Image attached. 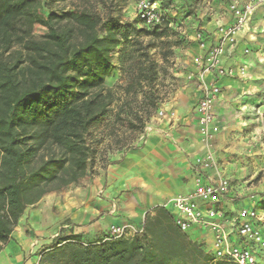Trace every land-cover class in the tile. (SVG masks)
<instances>
[{"label": "trees", "instance_id": "trees-1", "mask_svg": "<svg viewBox=\"0 0 264 264\" xmlns=\"http://www.w3.org/2000/svg\"><path fill=\"white\" fill-rule=\"evenodd\" d=\"M45 4L0 0V251L28 206L112 163L86 135L112 103L105 79L112 51L130 27L87 11L43 15ZM34 24L46 33L34 36ZM136 70L127 92L142 82L153 86L152 62L137 63ZM156 102L134 112L131 130L135 122L142 131ZM190 259L211 261L168 210L156 207L145 214L140 232L117 239L83 244L79 235L58 236L38 264H196Z\"/></svg>", "mask_w": 264, "mask_h": 264}, {"label": "crops", "instance_id": "crops-1", "mask_svg": "<svg viewBox=\"0 0 264 264\" xmlns=\"http://www.w3.org/2000/svg\"><path fill=\"white\" fill-rule=\"evenodd\" d=\"M222 11L227 17L218 22L226 25L231 15L225 8ZM251 26L248 31L236 33L235 47L227 41L223 44L220 65L231 74H209L207 80L219 88L213 105L219 126L214 140L218 145L215 154L219 171L232 185L226 209L255 204L258 214L264 217V193L248 191L240 186L239 179L227 176L230 151L220 147L227 139L230 121L241 119L239 109L247 99L246 93L255 89L254 82L249 80L250 76L261 75L255 67L264 69V8ZM251 30L259 32L254 34ZM253 48L256 52L244 54V49ZM244 62L248 66L241 75ZM198 100L190 108L181 102L169 105L165 114L148 124L139 147L114 153L112 163L99 169L96 176L61 192L49 193L28 206L0 251V264H36L58 236L79 235L81 243L92 244L103 240L112 226L139 230L147 212L192 190L197 178L195 162L208 152L198 131L194 110ZM195 232L196 241L210 248L211 235L199 230L190 233Z\"/></svg>", "mask_w": 264, "mask_h": 264}, {"label": "rangeland", "instance_id": "rangeland-1", "mask_svg": "<svg viewBox=\"0 0 264 264\" xmlns=\"http://www.w3.org/2000/svg\"><path fill=\"white\" fill-rule=\"evenodd\" d=\"M44 3L40 10L43 15H47L48 10L60 14L87 11L98 15L102 21L116 19L130 27L127 36L121 38L112 51V72L105 79L106 88L112 92V103L86 135L89 145L105 154L109 161L111 155L118 151L139 147L148 124L165 114L169 105L181 102L192 107L203 93L204 84H211L207 80L210 73L205 71L206 47L221 44L223 48L225 41L235 47L236 33L252 29V22L256 20L259 10L264 8V0H162L160 24L147 27L136 18L135 0H44ZM249 5H253L254 10L247 23L237 25L238 16ZM224 8L231 15L226 25L218 22L227 17L226 12L222 11ZM251 31L254 34L259 32ZM31 32L41 37L46 33V28L34 24ZM254 52V48L244 49L245 55L250 56ZM148 62H152L154 67L153 86L142 82V86L136 85L133 92H127L136 75L137 63ZM246 66L248 63L244 62L239 74L243 75ZM255 71L261 72V75L249 78L254 82L255 89L246 93L247 99L239 109L241 119L230 121L227 139L220 147L230 151L227 176L239 179L237 182L248 191L264 193V69L255 67ZM212 74L216 75V72ZM151 102H156V108L149 109L151 116L142 131L139 132L140 125L135 122L137 127L131 130L128 121H133L134 112L145 113ZM216 120L211 124L209 137L203 136L199 125L198 131L208 149L206 156L212 155L217 161L215 146L218 145L214 135L219 126ZM99 164L96 158L95 167ZM196 233L188 232L187 237L197 244ZM191 261L196 264H216L212 261Z\"/></svg>", "mask_w": 264, "mask_h": 264}, {"label": "built area", "instance_id": "built-area-1", "mask_svg": "<svg viewBox=\"0 0 264 264\" xmlns=\"http://www.w3.org/2000/svg\"><path fill=\"white\" fill-rule=\"evenodd\" d=\"M254 10L253 5L245 8L238 16L237 25L247 23ZM135 15L140 23L150 27L159 25L162 20L158 0H135ZM221 44L206 47L204 54L205 71L217 76L231 74L220 65ZM203 93L195 106L197 124L204 137L210 136L214 122L213 105L219 88L214 84H204ZM195 187L188 193L174 196L163 207L171 214L175 225L185 234L194 230L211 235V246L202 244L204 251L213 263L264 264V217H261L255 204L228 210V196L231 190L229 179L221 175L218 163L212 155L197 159ZM141 230L112 226L104 240L117 239ZM38 264V263H36Z\"/></svg>", "mask_w": 264, "mask_h": 264}]
</instances>
